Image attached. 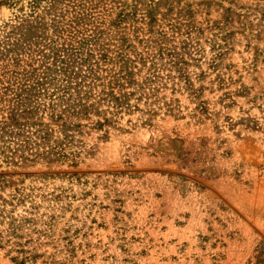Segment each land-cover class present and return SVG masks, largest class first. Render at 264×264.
I'll list each match as a JSON object with an SVG mask.
<instances>
[{"label":"rangeland","instance_id":"obj_1","mask_svg":"<svg viewBox=\"0 0 264 264\" xmlns=\"http://www.w3.org/2000/svg\"><path fill=\"white\" fill-rule=\"evenodd\" d=\"M0 264H264V0H0Z\"/></svg>","mask_w":264,"mask_h":264}]
</instances>
